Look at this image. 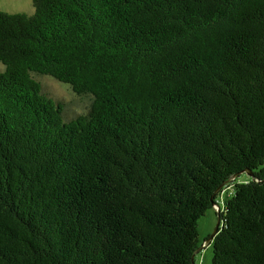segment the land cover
<instances>
[{"label": "trees", "instance_id": "obj_1", "mask_svg": "<svg viewBox=\"0 0 264 264\" xmlns=\"http://www.w3.org/2000/svg\"><path fill=\"white\" fill-rule=\"evenodd\" d=\"M33 5L0 9V264H193L227 187L212 264H264V0Z\"/></svg>", "mask_w": 264, "mask_h": 264}, {"label": "rangeland", "instance_id": "obj_2", "mask_svg": "<svg viewBox=\"0 0 264 264\" xmlns=\"http://www.w3.org/2000/svg\"><path fill=\"white\" fill-rule=\"evenodd\" d=\"M0 9L9 12H34L33 0H0ZM4 65L0 62V69H3ZM38 78L42 81L43 90L62 101L64 110L67 116L70 114H77L87 110L90 103V96H80L74 92L71 85L67 82L60 81L50 75H39ZM67 120V118L65 117ZM248 177L246 173H243L240 178L244 179ZM232 187H227L221 192L220 204L222 205L227 197V192ZM220 205V210H221ZM218 205H214L213 208H209L205 215L199 219V232L201 245L211 232L214 230L218 220ZM203 241V242H202ZM213 247L211 243L208 246L203 247L199 253L196 254V264H212Z\"/></svg>", "mask_w": 264, "mask_h": 264}, {"label": "water", "instance_id": "obj_3", "mask_svg": "<svg viewBox=\"0 0 264 264\" xmlns=\"http://www.w3.org/2000/svg\"><path fill=\"white\" fill-rule=\"evenodd\" d=\"M246 171L249 173V174H253V172L250 170V169H246ZM236 176V174L235 175H233V177L232 178H234ZM226 182H224V183H222L221 185H220V187H222L224 184H225ZM219 187V188H220ZM218 188V189H219ZM217 189V190H218ZM214 205H218V211H217V213H218V220H217V223H216V226H215V228H214V230L211 232V234L204 240V242H203V244L202 245H200L196 250H195V252L193 253V255H192V261H193V264H196L195 263V255H196V253L197 252H199L203 247H205V246H208L210 243H211V241H212V239L214 238V236L218 233V231H219V227H220V224H221V215H220V213H221V210H220V204L218 203V202H216V201H213V206Z\"/></svg>", "mask_w": 264, "mask_h": 264}]
</instances>
